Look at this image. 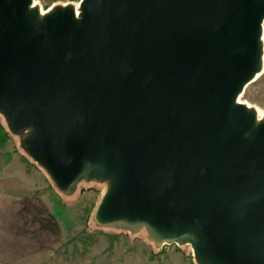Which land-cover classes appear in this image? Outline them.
I'll list each match as a JSON object with an SVG mask.
<instances>
[{"label":"water","instance_id":"water-1","mask_svg":"<svg viewBox=\"0 0 264 264\" xmlns=\"http://www.w3.org/2000/svg\"><path fill=\"white\" fill-rule=\"evenodd\" d=\"M0 0V114L55 188L107 184L97 226L196 264H264V0Z\"/></svg>","mask_w":264,"mask_h":264},{"label":"rangeland","instance_id":"rangeland-1","mask_svg":"<svg viewBox=\"0 0 264 264\" xmlns=\"http://www.w3.org/2000/svg\"><path fill=\"white\" fill-rule=\"evenodd\" d=\"M80 0H32L41 14ZM43 12V13H42ZM264 44V21L262 23ZM264 47V46H263ZM264 120V67L238 97ZM0 114V246L21 264H196L190 244L155 246L141 228L101 227L95 210L105 182L81 181L71 195L59 192Z\"/></svg>","mask_w":264,"mask_h":264},{"label":"crops","instance_id":"crops-1","mask_svg":"<svg viewBox=\"0 0 264 264\" xmlns=\"http://www.w3.org/2000/svg\"><path fill=\"white\" fill-rule=\"evenodd\" d=\"M4 247L0 246V264H21L18 259H16L14 250H11V254L3 251Z\"/></svg>","mask_w":264,"mask_h":264},{"label":"bare ground","instance_id":"bare-ground-1","mask_svg":"<svg viewBox=\"0 0 264 264\" xmlns=\"http://www.w3.org/2000/svg\"><path fill=\"white\" fill-rule=\"evenodd\" d=\"M42 13H43V12H42ZM263 46H264V44H263ZM263 67H264V47H263V56H262V69H263ZM262 69H261V70H262ZM257 75H258V74H257ZM257 75H256V76H257ZM256 76H255V77H256ZM255 77H254V78H255Z\"/></svg>","mask_w":264,"mask_h":264}]
</instances>
